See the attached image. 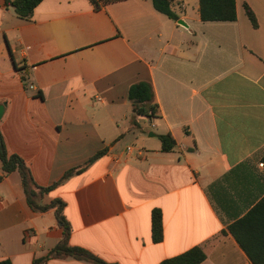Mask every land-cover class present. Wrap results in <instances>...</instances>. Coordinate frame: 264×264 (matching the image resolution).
<instances>
[{
	"label": "crops",
	"instance_id": "1",
	"mask_svg": "<svg viewBox=\"0 0 264 264\" xmlns=\"http://www.w3.org/2000/svg\"><path fill=\"white\" fill-rule=\"evenodd\" d=\"M171 9L177 20L150 0L99 9L42 0L24 21L0 0L4 145L39 186L103 151L40 199L63 202L71 246L113 264H158L194 246L206 254L201 264H252L227 228L264 199V0H235L232 22L201 21L198 0ZM140 81L152 86L155 117L135 115L128 100ZM164 134L175 143L168 153ZM61 235L52 211L28 206L16 171L0 179V261L32 264ZM240 237L264 255V233Z\"/></svg>",
	"mask_w": 264,
	"mask_h": 264
},
{
	"label": "trees",
	"instance_id": "2",
	"mask_svg": "<svg viewBox=\"0 0 264 264\" xmlns=\"http://www.w3.org/2000/svg\"><path fill=\"white\" fill-rule=\"evenodd\" d=\"M42 0H4L6 5L13 8L14 14L21 20L27 21L32 15L35 6ZM95 9H99L107 4L122 0H89ZM175 0H150L152 7L158 13L171 20H177V15L171 9V4ZM245 13L252 26H256L255 18L250 9L244 6ZM199 19L203 22H232L236 18L235 0H198ZM22 80L24 78L22 77ZM128 100L134 110L135 115L152 118L157 114V104L154 92L149 82L140 81L129 86L127 91ZM137 101V102H135ZM160 151L163 153L171 152L175 143L169 134L160 135ZM103 154L97 152L81 167L66 171L61 179L48 186H39L33 180L28 165L16 154H9L5 148L2 134L0 132V179L2 177L17 172L26 197L28 206L39 213L52 211L59 224L62 235L59 241L48 251V253L38 259L33 260L32 264H43L50 258L71 257L76 260L85 261L91 264H113L108 263L91 252L77 246L69 245L70 228L61 214L63 202L54 199L48 204H40V199L44 194L54 189L64 179L72 174H78L90 164L94 159ZM264 160V159H263ZM264 233V199L253 207L243 218L236 221L227 228L229 234L239 244L245 255L252 264H264V255L250 253L244 245L241 234L251 233L252 230ZM151 237L153 242H159L162 238V223L159 210L151 213ZM206 259V254L200 246H194L182 254L162 260L158 264H201ZM0 264H11L8 260L0 261Z\"/></svg>",
	"mask_w": 264,
	"mask_h": 264
},
{
	"label": "water",
	"instance_id": "3",
	"mask_svg": "<svg viewBox=\"0 0 264 264\" xmlns=\"http://www.w3.org/2000/svg\"><path fill=\"white\" fill-rule=\"evenodd\" d=\"M177 23H178L179 25L185 26L182 20H178ZM135 102H137V101H135ZM4 106H5L4 103L0 104V119H1V116H2V114H3V108H4ZM149 136H150V137H153L154 135L150 133Z\"/></svg>",
	"mask_w": 264,
	"mask_h": 264
},
{
	"label": "built area",
	"instance_id": "4",
	"mask_svg": "<svg viewBox=\"0 0 264 264\" xmlns=\"http://www.w3.org/2000/svg\"><path fill=\"white\" fill-rule=\"evenodd\" d=\"M132 147H126L125 154H129L131 152Z\"/></svg>",
	"mask_w": 264,
	"mask_h": 264
}]
</instances>
